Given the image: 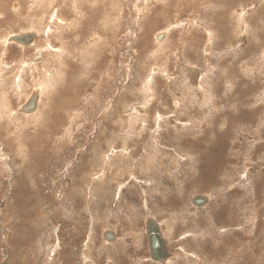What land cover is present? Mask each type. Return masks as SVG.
<instances>
[{
  "label": "rangeland",
  "instance_id": "1",
  "mask_svg": "<svg viewBox=\"0 0 264 264\" xmlns=\"http://www.w3.org/2000/svg\"><path fill=\"white\" fill-rule=\"evenodd\" d=\"M3 2L0 264H264V0Z\"/></svg>",
  "mask_w": 264,
  "mask_h": 264
},
{
  "label": "water",
  "instance_id": "2",
  "mask_svg": "<svg viewBox=\"0 0 264 264\" xmlns=\"http://www.w3.org/2000/svg\"><path fill=\"white\" fill-rule=\"evenodd\" d=\"M35 37L34 33H25L22 35H17L13 37V40L23 43L29 44L33 41ZM41 54V51H38L37 57ZM38 106V95H32L26 104L23 106L22 110L25 112H32L36 110ZM208 201L207 196L197 195L193 197V203L195 205H205ZM146 230L148 234V243L150 249L151 258L155 261L165 262L166 259L169 257L170 253L165 248V240L162 236V232L160 229V225L154 218H148L146 221ZM105 237L109 240L115 238V233L106 230ZM91 264V263H88Z\"/></svg>",
  "mask_w": 264,
  "mask_h": 264
},
{
  "label": "bare ground",
  "instance_id": "3",
  "mask_svg": "<svg viewBox=\"0 0 264 264\" xmlns=\"http://www.w3.org/2000/svg\"><path fill=\"white\" fill-rule=\"evenodd\" d=\"M7 1V0H6ZM36 3V2H35ZM39 3H41V2H39ZM14 4H16V3H14ZM7 7V6H6ZM14 8L12 7V10H13ZM5 10V7H4V2H3V0H0V17H2V14L1 13H3V11ZM40 11H42V10H40ZM12 12H15V14H16V16H19L20 18L22 17V13H23V9L22 8H15ZM8 13V12H7ZM10 13V12H9ZM12 16V15H11ZM36 16V15H35ZM53 16V15H52ZM6 17V16H5ZM8 18H10V15H9V17ZM37 18V17H36ZM40 18V17H39ZM11 19V18H10ZM41 19V18H40ZM9 20V19H8ZM32 20V19H31ZM31 20H29V21H31ZM11 23V22H10ZM15 36H17V35H15ZM14 37V36H13ZM13 37H12V39H13ZM33 42V41H32ZM31 42V43H32ZM30 44V43H29ZM50 46V45H49ZM37 53H38V51H37ZM36 53V54H37ZM36 58H37V55H36ZM47 60V59H46ZM21 69V68H20ZM18 73H19V70H18ZM34 94H37V93H33L32 95H34ZM31 95V96H32ZM38 95V94H37ZM207 99V98H206ZM211 104V103H210ZM25 105V104H24ZM23 105V106H24ZM142 106V105H141ZM23 108V107H22ZM212 108V107H211ZM134 110V109H133ZM35 111V110H34ZM25 112V111H24ZM33 112V111H32ZM140 118V117H139ZM125 149V148H124ZM123 149V150H124ZM122 150V149H121ZM122 150V151H123ZM120 151V150H119ZM121 187V186H120ZM158 222V221H157ZM159 224V223H158ZM160 225V224H159ZM160 229H161V227H160ZM105 233V232H104ZM163 236V235H162ZM151 256V255H150Z\"/></svg>",
  "mask_w": 264,
  "mask_h": 264
}]
</instances>
